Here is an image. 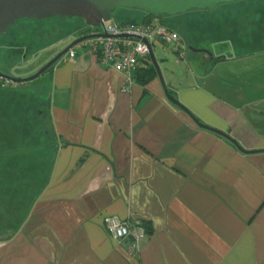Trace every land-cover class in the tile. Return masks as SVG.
Instances as JSON below:
<instances>
[{"label": "crops", "instance_id": "obj_1", "mask_svg": "<svg viewBox=\"0 0 264 264\" xmlns=\"http://www.w3.org/2000/svg\"><path fill=\"white\" fill-rule=\"evenodd\" d=\"M237 41L208 48L213 59L153 51L171 94L253 153L195 123L158 75L125 92L126 76L88 47L57 62L42 122L24 115L11 143L0 132L11 151L0 164L32 193L12 218L0 209V264H264V46ZM107 215L143 219L139 254Z\"/></svg>", "mask_w": 264, "mask_h": 264}, {"label": "rangeland", "instance_id": "obj_2", "mask_svg": "<svg viewBox=\"0 0 264 264\" xmlns=\"http://www.w3.org/2000/svg\"><path fill=\"white\" fill-rule=\"evenodd\" d=\"M143 15L144 12L141 10L128 7H118L112 13L111 18L117 22H123L131 20V18L140 20ZM165 19L168 24L175 25V29L184 33L183 36L188 45V52L190 55H194V53L189 50L190 46H194L193 44L198 43V48H217L219 47L218 41H235V37H238L236 43H243L245 50L250 48L253 39L259 42L258 45L253 43L257 47L264 46V0H239L232 3H220L214 10L208 8H193L183 14L168 15ZM79 20L80 19L78 18L69 19L56 17L44 21L43 26L49 27L54 23H61L71 33L72 30L70 26L79 22ZM36 24L37 23L34 19H19L6 33L0 34V72L14 77L28 76L39 70L59 52L58 49L64 44L61 42L59 44H53L54 46L57 45L56 47L52 45L43 46V40L47 39L36 32ZM219 31H221V33ZM214 33H217L218 35H215ZM210 38H215V40H210ZM9 43L26 45L28 51H25L23 48L21 52L14 51L7 45ZM157 45L162 49L168 50V52L173 51L172 47L169 45L162 43H158ZM24 52H28L27 57L22 54ZM164 61L167 62L168 60L165 59ZM50 86L51 74L50 70H48L32 81L23 84L11 83V87H8V90L10 91L13 89L10 91L12 92L11 95L16 100L17 98H20V100L22 99V102L25 103L26 107L27 105L29 106L27 109L24 108L25 110L23 112V116H29L33 111V105L31 104L32 99L37 102L36 106L39 109L44 110L46 106L48 107L50 100ZM17 87L20 88L17 89ZM34 87L40 88V90L34 93ZM41 182L42 179L36 183V190L42 185ZM28 196L31 197L32 193H28ZM1 197L2 194L0 195V201L3 200ZM25 203L26 200L23 206H20L23 211L24 209L26 210ZM0 209H3L1 205ZM0 218L3 217L0 216Z\"/></svg>", "mask_w": 264, "mask_h": 264}, {"label": "water", "instance_id": "obj_3", "mask_svg": "<svg viewBox=\"0 0 264 264\" xmlns=\"http://www.w3.org/2000/svg\"><path fill=\"white\" fill-rule=\"evenodd\" d=\"M236 1L239 0H0V34L5 33L18 19L22 18L46 19L56 16H67L69 18L81 17L88 25L93 27H103V29H105L103 22L109 20L112 13L118 7L135 8L146 11L152 14L155 18H160L163 14L176 15L185 13L193 8H208L214 10L220 3H232ZM95 36H107V34H87L74 39L52 57V59H50L44 66L28 76L14 77L0 72V78L16 84H23L32 81L48 71L51 66L59 62L68 51L79 42ZM145 42L147 41L145 40ZM148 45L151 61L157 70L165 93L171 102L188 113L200 127L219 133L235 143V145L244 152L253 153L259 151L245 150L241 148L239 143L231 135L201 122L188 107L174 97L169 92L168 86L165 83L161 68L153 51V46L150 43H148ZM189 49L196 53L203 52L205 55H209L210 58L213 59V54L208 49L197 48L195 46H190Z\"/></svg>", "mask_w": 264, "mask_h": 264}, {"label": "built area", "instance_id": "obj_4", "mask_svg": "<svg viewBox=\"0 0 264 264\" xmlns=\"http://www.w3.org/2000/svg\"><path fill=\"white\" fill-rule=\"evenodd\" d=\"M103 24L105 29L91 26L88 34H107V36H95L79 42L76 46L88 47L102 63L123 73L128 81L122 87L125 92L130 91L134 81L133 72L150 56L148 43L153 46L157 41L162 42L172 47L178 60L186 58L188 45L180 32L161 23L158 18L154 17L148 22H117L110 18ZM74 47L68 51L73 59L77 55ZM104 223L113 238L127 243L130 254L140 253L142 241L148 234L141 217L122 219L117 215H107Z\"/></svg>", "mask_w": 264, "mask_h": 264}, {"label": "trees", "instance_id": "obj_5", "mask_svg": "<svg viewBox=\"0 0 264 264\" xmlns=\"http://www.w3.org/2000/svg\"><path fill=\"white\" fill-rule=\"evenodd\" d=\"M129 8V7H128ZM135 9V8H132ZM138 10V9H137ZM142 11V10H141ZM144 15L143 17L138 20L136 18H131V20L123 21V22H148L154 18V16L146 11H143ZM188 12V11H187ZM183 14V13H182ZM167 14H163L159 19V21L163 24H166L167 26L175 29V25L168 24L166 21ZM56 17H63V18H69L67 16H56ZM55 17V18H56ZM82 19L81 17H73ZM71 18V19H73ZM70 19V18H69ZM92 28V27H91ZM177 30V29H176ZM180 32V34L184 35V33L180 30H177ZM186 37V35H185ZM224 56H220L214 59H222ZM54 67L51 66L48 70H52ZM158 75L157 70L155 66L153 65L151 61V57L149 56L147 59H144V61L141 63V65L135 70V76H133L134 80L140 82L143 85L148 84L151 80H153ZM11 87V83H7L6 81H0V132H4V139H8L11 143L12 141L18 140L17 133H15V130L19 127L22 130V134L28 132V126L24 124L23 126H19V122L23 119V112L25 109L29 108V106L25 105L23 102V105L19 106L18 101L11 95L13 89L10 91L8 90ZM170 93H172L169 90ZM32 104V103H31ZM33 105V104H32ZM25 108V109H24ZM32 113L28 116L29 120L31 121H39L42 122L43 118L42 116L38 115V111L40 110L37 106H32ZM17 115H20L17 117ZM28 119V118H27ZM27 121V120H26ZM18 123V126H15V124ZM27 123V122H26ZM3 138L2 134H0V142ZM6 146V145H5ZM0 145V158H2L3 153L10 155L11 151H5L1 149ZM6 148H12L11 146H8ZM22 176H17L15 174V171L12 169H6V167H3L0 164V195L4 194V199L0 201V205L2 206V203L4 202V211L12 218L14 216L13 212H19L22 210L20 206H23L25 200H26V208L28 207L29 202L31 201V197L28 196V193H30L31 189L29 186L23 182ZM16 180L15 183H12V180ZM21 179V181H20ZM3 180H5L3 182ZM7 185V186H6ZM28 198V199H27ZM25 206V205H24ZM25 210V209H24ZM16 216V215H15ZM0 232H7L0 230Z\"/></svg>", "mask_w": 264, "mask_h": 264}, {"label": "flooded vegetation", "instance_id": "obj_6", "mask_svg": "<svg viewBox=\"0 0 264 264\" xmlns=\"http://www.w3.org/2000/svg\"><path fill=\"white\" fill-rule=\"evenodd\" d=\"M53 18H55V17L46 18V19H35V18H28V19H34L36 21V23H37L36 24V29H37L36 32H38L40 35L44 36V38L46 37L45 39H47V40H43L44 41L43 42V46L44 45L45 46H50V45L54 46L53 44H55V43L59 44L61 42L64 44L63 46H61L58 49L59 52L64 47H66L70 42H72L74 39H76L78 37H81L83 35H87L89 33V30L91 29V26L87 25L85 23V20H81V19L79 20V22H76V23L72 24V26H70V28L72 30L71 33L61 23L60 24L54 23V24L50 25L49 27H44L43 26L44 21L49 20V19H53ZM22 19H24V18H22ZM25 19H27V18H25ZM50 35H52V36H50ZM7 45L10 46L11 47L10 49H12L14 51L21 52L22 48L25 51H28L27 50L28 47H26V45L10 44V43L7 44ZM56 46H54V47H56ZM19 48H21V49H19ZM22 54L25 55V57H27L28 52H24ZM1 80L3 81L4 79L0 78V81ZM4 81H6V80H4Z\"/></svg>", "mask_w": 264, "mask_h": 264}]
</instances>
